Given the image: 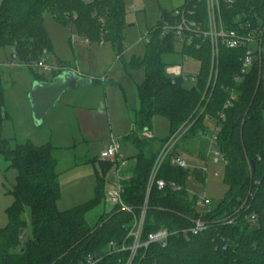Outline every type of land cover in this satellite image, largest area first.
<instances>
[{
  "label": "trees",
  "instance_id": "obj_1",
  "mask_svg": "<svg viewBox=\"0 0 264 264\" xmlns=\"http://www.w3.org/2000/svg\"><path fill=\"white\" fill-rule=\"evenodd\" d=\"M221 0L222 19L227 30L248 33L264 28V0ZM204 10V8H201ZM48 14L56 22L74 29L75 35L91 43L110 44L120 59L124 51L126 7L123 0H3L0 5V49L11 48L18 62L25 65L34 82H52L37 74V67L46 55H54V45L46 25ZM150 30V43L143 57L125 63V69L144 70L146 80L136 84L139 107L134 111V130L124 141L138 154L129 159L124 170V204L131 213L117 207L106 209L94 226L87 216L107 199V176L119 164L98 159L85 164L95 167L96 186L91 201L61 212L58 160L52 144L36 146L31 142L11 147L0 137V155L18 173L14 205L8 210L9 224L0 231V264H80L89 255L103 258L100 264H127L130 251L108 254L110 243L130 248L128 238L135 221L141 219L147 200L142 241L161 229L175 233L167 248L150 245L138 251L133 264H264V77L256 56L254 67L240 83L235 78L241 71L244 50L223 49L216 81L211 77L209 45L176 50L174 36H163L162 21ZM13 54V53H12ZM187 56L198 62L196 83L182 77L166 76L167 56ZM262 59V55H261ZM63 69L72 70L63 62ZM238 99L224 110L229 95ZM3 68L0 67V136L5 117L6 96ZM211 96L208 101L203 97ZM221 113L225 118H221ZM163 117L170 122L171 134L156 150L152 133L153 119ZM192 125L174 152L165 161L157 179L182 188L160 190L155 186L147 199V185L163 146L184 126ZM220 127L218 150L225 160V198L202 216L207 230L198 236L183 231L192 229L201 218L199 198H191L187 186L190 179L206 183L200 169H182L173 160L183 156L184 147L196 144L201 160H207V141L201 133L211 134ZM30 208L31 236L25 240L28 224L25 209ZM256 217L259 230L252 231L250 219ZM232 220V225L226 220Z\"/></svg>",
  "mask_w": 264,
  "mask_h": 264
},
{
  "label": "rangeland",
  "instance_id": "obj_2",
  "mask_svg": "<svg viewBox=\"0 0 264 264\" xmlns=\"http://www.w3.org/2000/svg\"><path fill=\"white\" fill-rule=\"evenodd\" d=\"M3 0H0V5ZM126 7V27L124 29V51L122 58L110 44H85V39L75 35L74 29L56 22L50 15H45L47 32L54 45V58L46 55L50 71L37 68V74L51 81L55 73L63 70L58 59L69 69L90 77L93 83L90 87H78L69 90L48 114L41 126H36L29 95L33 86V77L25 65L18 62L9 67L13 49H0V67L3 68L5 81L6 106L1 138L10 141L11 147L17 144L31 142L36 146L52 144L55 148V158L58 160L61 199L58 209L65 212L81 206L93 199L96 185V171L89 160H100V153L108 146L112 136L121 140V157L129 160L138 152L124 138L134 130V111L139 107L136 94V84L146 80L144 70L125 69V63H131L134 57H143L146 45L140 43V38L158 26L161 19L183 6L185 0H123ZM178 53L180 46H176ZM166 76L175 79L181 68L183 74L190 78L199 73L198 62L180 56H167L164 59ZM261 67L264 77V47ZM52 68V69H51ZM102 77L108 82H104ZM112 81V82H111ZM171 134L170 122L163 117L153 119L152 133L148 136L155 139L156 150L161 141ZM196 144L184 147L182 155L191 170L206 168L208 160H201V154L196 150ZM191 158V159H189ZM206 183L195 179L190 180L187 190L193 198L204 197L211 201L208 209L215 208L228 193L224 182L225 163L218 166L209 164ZM220 176L215 177L214 172ZM113 169L107 176V192L114 183ZM18 173L11 163L0 155V231L9 224L8 210L14 205L15 187ZM111 184V185H110ZM106 208V203L90 212L87 221L90 226L96 225ZM30 208L25 209L24 219L28 229L24 233L23 243L31 236Z\"/></svg>",
  "mask_w": 264,
  "mask_h": 264
},
{
  "label": "built area",
  "instance_id": "obj_3",
  "mask_svg": "<svg viewBox=\"0 0 264 264\" xmlns=\"http://www.w3.org/2000/svg\"><path fill=\"white\" fill-rule=\"evenodd\" d=\"M90 1V0H88ZM232 3V0H228ZM204 8L202 10L201 8ZM161 33L163 36H174L176 43L181 48L195 47L197 50L203 48L204 45H209L210 56H211V77L210 83L216 81L219 72L220 56L223 49L236 51L244 50V54L241 58V71L240 74L235 78V83H240L241 80L249 74L251 69L255 65L256 56H259V62L261 64V55L264 47V28H260L248 33H241L235 30L225 29L222 10L221 0H185L183 6L176 9L169 19L162 21ZM149 31L145 37L140 38V43L148 45L150 43ZM86 45H90L91 42L86 39L84 40ZM11 63L9 67H14L18 63V57L13 52L11 57ZM187 56H183V60H188ZM47 58L44 57L35 66L39 69L50 71L47 64ZM52 69V68H51ZM72 71L63 69L61 72ZM77 73V72H76ZM78 74V73H77ZM182 77L185 81L196 83V77H188L183 74L181 68L176 78ZM211 96L203 97V101H208ZM238 96L232 91L229 95L224 110H227L233 102L237 101ZM221 118H225V114L221 113ZM192 125L184 126L179 132H177L171 139L163 146L156 164L153 168L151 177L147 185V199L150 196L152 189L157 186L160 190L167 187L172 188L175 191H181L182 188L175 183L167 184L163 180L157 179L161 167L168 159L169 156L174 152L177 145L186 136ZM220 127L214 125L211 134L201 133V138L208 143L207 147V160L206 168L202 171L205 175L209 172V164L219 165L225 163L223 155L219 152L218 146V134ZM122 144L121 140L115 136H112L108 146L100 153V160L104 162H117L119 165L115 168V177L113 187L107 192L106 199V211L110 213L117 207H121L122 210L131 213L132 210L128 208L123 202L124 182L129 180L127 176L122 173V170L130 165L128 160H123L121 157ZM173 164L182 168L190 169L187 161L183 156L177 157L173 160ZM124 175V176H123ZM215 177H219V172H214ZM193 180V179H190ZM211 205V201L204 197L202 200L199 199L197 207L201 214V218L194 221L195 226L190 229L183 231V234L191 233L194 236H198L207 230V225L202 219V216L208 211V207ZM142 217L137 219L134 223L132 231L128 238L133 239V244L130 248L126 247L125 244L122 247H118L114 242L110 243L108 248V254L114 255L121 252L130 251L131 255L127 264H133L137 256V253L142 248H148L150 245H159L162 248H167L170 238L175 234L171 233L168 229H161L148 236L146 242L142 241L143 238V227L145 216L147 212V200L145 206L142 208ZM256 217L250 219L252 226L257 225ZM234 221L226 220V224L232 225ZM103 258L89 255L86 260L80 264H100Z\"/></svg>",
  "mask_w": 264,
  "mask_h": 264
},
{
  "label": "water",
  "instance_id": "obj_4",
  "mask_svg": "<svg viewBox=\"0 0 264 264\" xmlns=\"http://www.w3.org/2000/svg\"><path fill=\"white\" fill-rule=\"evenodd\" d=\"M92 79L83 77L75 71H65L52 82H34L29 99L36 126H41L48 114L57 106L62 97L72 89L90 87ZM259 230L257 225L252 227L253 233Z\"/></svg>",
  "mask_w": 264,
  "mask_h": 264
},
{
  "label": "crops",
  "instance_id": "obj_5",
  "mask_svg": "<svg viewBox=\"0 0 264 264\" xmlns=\"http://www.w3.org/2000/svg\"><path fill=\"white\" fill-rule=\"evenodd\" d=\"M54 55H55V52H54ZM54 55H52V57L54 58ZM56 62H58V64L60 63V62H62V61H60V59H58V61H56ZM60 65V64H59ZM75 72H76V70H75ZM77 73L79 74L80 72H79V70L77 69ZM79 75H81V74H79ZM81 76H83V77H87V78H90V77H92V76H84V75H81ZM91 79V78H90ZM102 80L105 82H108L109 81V79L108 78H106V80L104 79V77H102ZM112 82V81H111ZM33 83V82H32ZM92 83H93V80H92ZM46 145V144H45ZM184 157V156H183ZM189 159H191V158H189ZM127 168V167H126ZM126 168H124L123 170H122V173L124 172V170L126 169ZM124 176V175H123ZM114 179H116V177H115V172H114ZM111 185V184H110ZM96 186V185H95ZM111 188L113 187V183H112V186H110ZM110 188V189H111ZM94 190H95V187H94ZM93 197H94V195H93ZM92 200V199H91Z\"/></svg>",
  "mask_w": 264,
  "mask_h": 264
}]
</instances>
